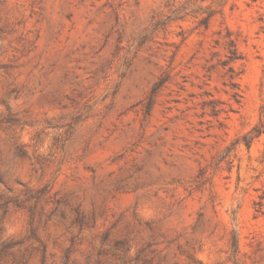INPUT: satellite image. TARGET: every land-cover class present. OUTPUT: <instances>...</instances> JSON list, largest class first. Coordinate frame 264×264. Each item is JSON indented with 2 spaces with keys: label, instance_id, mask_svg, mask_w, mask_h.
I'll return each instance as SVG.
<instances>
[{
  "label": "rangeland",
  "instance_id": "obj_1",
  "mask_svg": "<svg viewBox=\"0 0 264 264\" xmlns=\"http://www.w3.org/2000/svg\"><path fill=\"white\" fill-rule=\"evenodd\" d=\"M0 264H264V0H0Z\"/></svg>",
  "mask_w": 264,
  "mask_h": 264
}]
</instances>
